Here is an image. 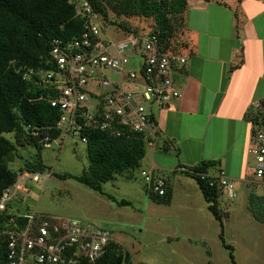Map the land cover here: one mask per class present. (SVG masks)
Wrapping results in <instances>:
<instances>
[{
  "label": "built area",
  "instance_id": "obj_1",
  "mask_svg": "<svg viewBox=\"0 0 264 264\" xmlns=\"http://www.w3.org/2000/svg\"><path fill=\"white\" fill-rule=\"evenodd\" d=\"M77 13L89 17V24L71 41H54L49 54L54 69L29 70L24 78H33L38 85L48 84L55 93L50 105L61 112L54 127L60 131L59 138L70 137L86 145L88 133L99 130L116 137L141 136L153 148V109L180 98L172 73L185 64V57L179 50H164L158 37L151 33H130L121 41L110 40L102 34L101 25L85 0H79ZM127 54L139 58L137 69H126L130 58ZM250 107L255 111L248 150L253 162L252 183L264 185V100H254ZM33 135L39 137L40 132ZM41 141L48 147L52 140L45 133ZM183 170L217 188L227 201L237 198L235 183L223 170ZM43 173L26 172L28 177L20 181L21 173L2 192L0 211H6L11 223L14 216H23L28 223L23 229L7 232L1 264H96L113 240L109 230L85 226L76 220L47 218L35 211L10 213L13 195L23 183L39 181L38 176ZM139 175L152 193L164 195L168 182L165 176L144 169L139 170ZM51 176L52 171H48L44 178Z\"/></svg>",
  "mask_w": 264,
  "mask_h": 264
},
{
  "label": "rangeland",
  "instance_id": "obj_2",
  "mask_svg": "<svg viewBox=\"0 0 264 264\" xmlns=\"http://www.w3.org/2000/svg\"><path fill=\"white\" fill-rule=\"evenodd\" d=\"M100 1L105 2L107 12V20L100 26L102 34L112 41L125 38L116 27L144 31V35L150 33L149 28L156 27L153 18L118 15L106 1ZM208 1L221 4V0ZM167 16L175 25L176 20L172 21L175 17ZM177 28L172 40L183 45L182 27ZM187 49L182 46L179 51L183 54ZM127 55L130 58L126 69H137L139 58ZM4 136L14 142L13 134ZM17 150L18 156L8 164L13 171L38 159L37 150L31 145L24 144ZM168 150L173 153L172 148ZM39 154L46 166L44 173L38 176L39 181L28 182L13 195L10 203L13 212L24 202L29 212L36 211L47 218L75 219L85 226L109 230L119 251L129 254V264H233L230 252L234 264H264V222L253 216L248 203L249 192L264 194V185L252 183L255 179L251 158L245 172L248 185L235 184L237 198L232 202L224 196L219 199L220 224L208 210L196 181L167 170L169 168L164 169L171 181L173 197L167 204L149 197L139 170L116 175L113 180L102 183L103 194L73 178L60 179L62 174L80 176L89 166L86 145L70 137L51 142ZM151 154L146 149L140 169L149 165ZM154 158L164 159L168 166L172 163L159 147L155 149ZM48 171H52V176L44 178ZM21 173L20 181H23L28 174ZM109 195L116 201H129L130 206L116 205L107 197Z\"/></svg>",
  "mask_w": 264,
  "mask_h": 264
},
{
  "label": "trees",
  "instance_id": "obj_3",
  "mask_svg": "<svg viewBox=\"0 0 264 264\" xmlns=\"http://www.w3.org/2000/svg\"><path fill=\"white\" fill-rule=\"evenodd\" d=\"M85 1L100 25L107 20L105 2ZM104 1L111 5L118 15L153 18L156 27L149 28L150 33L158 37L164 50L178 51L182 46L185 47V44L174 42L172 37L177 27H182V31L184 29L186 0ZM78 2L79 0H0V198L2 192L18 180L22 171L44 172L46 166L39 154L40 150L45 148L41 141L42 135L48 133L52 141L60 136V131L54 127L61 112L50 105L55 93L50 85H38L33 78H24V74L29 70H53L54 64L49 54L54 41H71L85 30L90 18L77 13ZM169 14L176 18L172 21L176 20L177 27L170 22L167 16ZM116 28L123 35L144 33L124 27ZM152 122L157 141L158 131L153 118ZM34 132H40V136H34ZM8 133L13 134L14 142L4 136ZM87 137L88 170L80 176L62 174L59 175L60 179L73 178L103 194L102 183L113 180L116 175L141 170L140 162L147 148V143L141 136L123 134L116 137L93 130ZM24 144L37 150L38 159L25 163L19 171H13L8 164L18 156L17 149ZM211 166L213 162H203L190 169L203 172ZM183 174L196 181L208 210L222 224V214L218 206L221 192L187 171ZM167 184L162 196L152 193L145 184L144 189L154 201L168 204L172 199V189ZM257 185L263 187L261 184ZM107 197L118 206H130L129 201H116L110 195ZM248 203L253 216L264 222V194L249 192ZM10 218L6 211H0V264L4 258L7 232L23 229L28 223L27 218L23 216H14L12 223ZM223 245L225 246L224 243ZM229 255L234 264L232 252ZM129 258V254L120 252L112 240L96 264H129Z\"/></svg>",
  "mask_w": 264,
  "mask_h": 264
},
{
  "label": "crops",
  "instance_id": "obj_4",
  "mask_svg": "<svg viewBox=\"0 0 264 264\" xmlns=\"http://www.w3.org/2000/svg\"><path fill=\"white\" fill-rule=\"evenodd\" d=\"M202 1L186 0L181 36L188 48L186 62L172 73L181 96L153 109L158 137L153 148L147 146L151 160L141 169L165 176L170 186L164 168L187 176L184 168L213 162L206 171L221 169L235 184L248 185L245 172L255 116L250 103L264 100V2ZM157 147L172 161L171 167L154 158ZM27 209L20 202L13 212L9 204L10 213Z\"/></svg>",
  "mask_w": 264,
  "mask_h": 264
}]
</instances>
